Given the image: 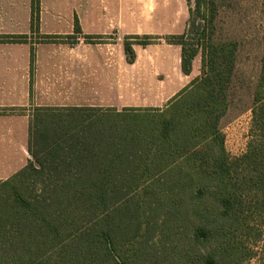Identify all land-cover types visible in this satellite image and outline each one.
<instances>
[{
	"label": "trees",
	"instance_id": "16d2710c",
	"mask_svg": "<svg viewBox=\"0 0 264 264\" xmlns=\"http://www.w3.org/2000/svg\"><path fill=\"white\" fill-rule=\"evenodd\" d=\"M214 2L195 0L189 9L190 18L197 12L202 20L188 22L196 42L188 40L190 30L168 38L181 46L185 74L201 54V75L164 110L39 109L29 144L33 160L0 181V264L251 259L250 243L264 236V53L247 149L234 157L220 123L229 108L238 44L214 41ZM39 13L40 0H32V31ZM74 29L81 33L78 20ZM126 51L133 60L129 43Z\"/></svg>",
	"mask_w": 264,
	"mask_h": 264
},
{
	"label": "crops",
	"instance_id": "0c3cea01",
	"mask_svg": "<svg viewBox=\"0 0 264 264\" xmlns=\"http://www.w3.org/2000/svg\"><path fill=\"white\" fill-rule=\"evenodd\" d=\"M189 9L184 0H40L32 31V0H0V37L26 36L0 38V181L33 160L29 144L39 109L166 108L201 75L197 59L190 74L182 71L181 46L168 41L185 33Z\"/></svg>",
	"mask_w": 264,
	"mask_h": 264
},
{
	"label": "rangeland",
	"instance_id": "374dc122",
	"mask_svg": "<svg viewBox=\"0 0 264 264\" xmlns=\"http://www.w3.org/2000/svg\"><path fill=\"white\" fill-rule=\"evenodd\" d=\"M184 1L188 7L194 8L195 0ZM214 1L216 9L214 41H235L238 44L236 67L229 89V108L220 123L226 150L235 157L246 151L249 141L253 95L260 77L261 60L264 53V0ZM189 19L195 20V25L202 23L197 12H194ZM189 26L187 25L185 31L190 30L188 40L196 42L198 35L194 27ZM210 34L211 31H209ZM75 37L69 40H74ZM195 59L201 66V54ZM162 109L165 107L163 106ZM127 121L130 120L121 119L122 124L128 123ZM40 185L36 183L35 188L39 189ZM263 244L264 236L262 240L250 243L253 256L244 264H263Z\"/></svg>",
	"mask_w": 264,
	"mask_h": 264
}]
</instances>
